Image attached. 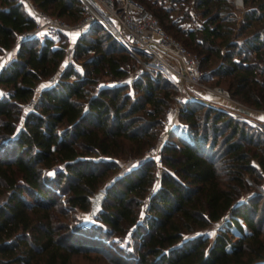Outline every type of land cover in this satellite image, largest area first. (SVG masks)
Instances as JSON below:
<instances>
[{
    "label": "trees",
    "instance_id": "16d2710c",
    "mask_svg": "<svg viewBox=\"0 0 264 264\" xmlns=\"http://www.w3.org/2000/svg\"><path fill=\"white\" fill-rule=\"evenodd\" d=\"M32 1L72 23L85 12L80 0ZM134 1L199 55V67L207 71L202 82L221 86L250 107L264 108V0H242V11L233 0H173L171 7ZM176 1L182 3L183 15L173 18ZM189 7L201 19L199 25L180 24L192 17ZM33 25L23 6L0 0V51ZM91 25L98 29L89 34L102 31L100 22ZM94 37L80 36L76 43V52H93L83 60L86 76L69 80V66L54 85L42 90L32 110L22 105L37 81L56 71L63 47H54L52 38L24 39L16 58L0 71V86L10 87L0 93V195L6 194L0 203V264H78V255L85 264H103L109 249L103 238L130 227L133 252L109 256V264H264V197L254 195L236 205L261 182L264 120L225 101L220 109L187 100L179 113L187 133L179 134V144L163 145L165 168L153 192L151 160L106 187L102 209L93 218L105 225L104 231L100 224L70 220L72 210L89 211L90 197L116 167L115 159L142 155L152 145L176 92L173 81L143 71L133 83L135 96L124 92L122 84L92 93L99 73L122 77L128 58L145 56L141 47L132 44L133 54L114 36L116 48L102 44L104 34ZM228 110L246 119L232 118ZM55 164L62 167L54 176L43 172ZM59 193L63 201L56 197ZM144 200L148 213L141 223L136 209ZM239 219L248 232L242 231ZM221 222L240 234L232 239ZM211 226L217 231L209 243L205 231ZM196 231L201 233L184 238Z\"/></svg>",
    "mask_w": 264,
    "mask_h": 264
},
{
    "label": "rangeland",
    "instance_id": "374dc122",
    "mask_svg": "<svg viewBox=\"0 0 264 264\" xmlns=\"http://www.w3.org/2000/svg\"><path fill=\"white\" fill-rule=\"evenodd\" d=\"M80 1L82 3L83 7L85 8V12L83 13V16L86 17V16H89L90 14L93 15L92 12L88 10L90 5L89 6L85 5V2H83V0H80ZM89 1H90L91 5L95 8V10L103 17V12H105V11L98 4V2L96 0H89ZM154 1L156 2V4H160L161 6H163V4L166 6L167 2H169L170 6L173 4V0H154ZM241 1L242 0H235V2H236L235 4L241 6L240 5ZM186 2L189 4V3H191V0H187ZM175 6H176V9H174L173 11L170 12V15L173 18H177V16L183 15L182 8H181L182 3L180 1H176V5ZM87 7H88V9H86ZM142 7L145 8L146 10H148L146 7H144V6H142ZM90 9L92 10L91 7H90ZM191 14H192V17L190 19H188V18L183 19L182 21H180V24H182L183 26H191V27L195 26L194 22L199 19V16L197 15V13L193 12V10H192ZM83 16H82V18H84ZM94 17H95L94 21L100 22V28L102 29V31H98V33H95L94 35L89 34V33H93L94 29H98V27L97 26L95 27V26H92V25L88 27V25H89L88 24V25H86L85 29L82 32H73V33H71L69 35H66V36H56V37L52 38L54 47H59V46L63 47L64 56H63V58H62V60H61V62L59 64L58 68L56 69V71L54 73H52L48 77L41 78L40 80L37 81V83L35 84L34 91H33V94L31 96V98L25 104L22 105L23 109L25 111L33 109V107L35 106V104H36V102H37V100L39 98V95L42 92V90H44L45 88L51 87L52 85H54L57 82V80L59 78L54 76L55 73L63 72L64 70H67V68L69 66H71V68L73 69L72 72L75 74L76 79L78 77H85L86 76L85 75L86 74L85 73V66L83 65V60L88 58V57H91L93 52H92V50H90L88 48L85 50V52H82V53L76 52V50H77L76 43L78 42L80 36L81 37L84 36L86 40H90V37L91 38H95L94 36H97V38H98L99 34H104V40H103L102 44L104 46L105 45L109 46V44L111 43V45L114 48H116L115 42L113 41V36L114 35L112 33V30H110L108 27H106L104 21H102L100 19V17H98V16H94ZM82 18H80V20ZM62 19H64L68 23H72V21L69 18H67V17H64ZM78 21H79V19H78ZM115 26H114V30L116 28ZM167 32L171 36H173V34L171 32H169V31H167ZM77 33L79 35H76ZM88 36H90V37H88ZM24 37H25V35L18 34L16 36V40H15L14 44L9 49L0 51V71L11 60L16 58V53H17V50H18V48L20 46V42L25 39ZM30 40H31V38H30ZM32 40H34V39H32ZM40 41H42V40H40ZM117 41H119V40L117 39ZM181 44L184 45L188 51H190L191 53L195 54L197 56L198 60H199V55L195 51H192L185 44H183V43H181ZM86 46H87V44L85 43V47L84 48H86ZM142 50H144L145 56L142 55V56L138 57L137 54H135L137 56V57H135L134 55L131 54L133 56V58L132 57L128 58V63L125 65V68H126L127 72H126V74L124 76L128 75L129 77H132L133 79H132V84H128L127 82H124L122 85L126 86L125 87L126 89H125L124 92L130 94L131 96H135L136 95V91L133 88L134 80L137 79L143 71L149 72L150 75L153 74L152 77H155L157 73H160L164 77L168 78L170 81H173V83H174V80H175V76H174V74H173L171 69H169L167 66L163 65L161 62H159L157 59H155L145 49L142 48ZM199 69H200V67H199ZM200 71H201L202 74L207 72L203 68H201ZM113 80H115V79L110 78L105 73H99L95 77V82H94L93 87L91 89L92 93L95 92L96 89L99 88V87H110V86H113L112 85V81ZM201 83L209 85V86L213 85V84H210L208 81L207 82H205V81L202 82L201 81ZM214 86H217V85H214ZM219 87H221V86H219ZM184 89H185V91H187L188 95L191 94V95H193L195 97L203 99V97H201L203 95V94H201L202 93L201 91H203V90H201L200 88L191 86L189 84H185L184 85ZM9 90H10L9 86H0V93H7ZM175 93L172 95L171 100L169 101V103L172 101L173 96L175 95ZM206 93H208L207 97H213V95L211 93H209V92H206ZM31 101L33 103H31ZM223 101L224 100H222V99H218V102H215V100L212 99V98L210 100V102L213 103L214 105L216 103H219V106H225L223 104L225 102H223ZM260 109H264V108H260ZM240 110H242V109H240ZM242 111H244V110H242ZM260 114H264V113L263 112L251 113L252 117L255 120L263 121L264 117H259ZM163 117H164V114H163ZM162 120H163V118H162ZM17 126H18V128L22 127L21 118L18 120ZM161 126H162V124H161ZM186 126H187V123L178 114L175 117L173 129L167 135V137L165 138L164 143L162 144V146H161V148L159 150L160 156H161L162 147L167 141L174 142L176 144L180 143L179 139H178V136H179V134H186L187 133V130H186L187 127ZM160 130H161V127H160L158 133L160 132ZM155 139H156V137H155ZM154 143H155V140L153 141L152 145ZM148 148L145 149V151H144V153L142 155H137V156L136 155H128L125 158H119V159L117 158V159H115L116 167L111 169V170H109V171H107L106 175L104 176V180L99 185V187L96 189V191L97 190H105L106 187L109 186V184L114 182L117 178H119L125 172L129 171L131 168H135V167L141 165L142 163L138 164V162H137L138 158H141L147 152L146 150ZM149 160H151L153 162V164H154L153 185H152L151 189L149 190V193H151L157 187L159 179H160V176H161V173L163 172L165 167L163 165V162H162L161 165H157V164H155V161L153 159H149ZM146 161H147V159H146ZM61 167H62V165L55 164V165H53L50 168L44 169L43 172L46 173L49 176H54L55 172L58 169H61ZM253 190L254 189L250 190V192H252ZM56 197L60 201H63V199H64V197H63V195L61 193H59V195H56ZM5 199H6V194L0 195V203H2ZM136 211H137V214H138V222L142 223L145 220L146 215L148 213V211H147V200H144V202L140 206H138ZM68 217L70 218L71 221L75 222V224H83L85 226H91V225L100 224L101 230L102 231L105 230V225L104 224L98 223L95 219H90L89 218V211H83V210H80V209H75V210H72L68 214ZM239 222H241V224H242V228H243L242 231L243 232H245V230H248V228L245 226V224L242 222L241 219H239ZM220 226H221V228L226 229L228 231L229 236L232 239H235L240 234L239 231L235 228V226H230L229 227L223 222L220 223ZM216 231H217V228L215 226H211V227H209V229H207L205 231V233L208 234V236H209V243L212 242L213 236H214ZM132 232H133V229L130 227V228L126 229L124 233H120V234L119 233H115L113 235H109V236H105V237L103 236L104 237L103 240L105 241L104 243L106 245V248H109L111 250V251H109V249H107V251L103 253L104 254L103 256L105 257V258L102 257V259L104 261L101 260L103 264H109L108 261H107V258L109 256H115V254H117V253L125 255V254H127V252H133V249L135 248V240L131 236L133 234ZM198 233H201V232L200 231H196L194 233L185 234L184 238H188V237L193 236V235L198 234ZM76 261H77L78 264H85L87 260L84 259L81 255H78L76 257Z\"/></svg>",
    "mask_w": 264,
    "mask_h": 264
},
{
    "label": "built area",
    "instance_id": "2783aa9c",
    "mask_svg": "<svg viewBox=\"0 0 264 264\" xmlns=\"http://www.w3.org/2000/svg\"><path fill=\"white\" fill-rule=\"evenodd\" d=\"M18 4L23 6L24 10L30 16L34 25L31 30L26 33L25 39L43 40L44 38H53L56 36H66L73 32H82L86 25L93 22L95 17H99V13L93 12L88 7L93 15L86 16L75 23H68L61 17L47 13L39 9L32 0H15ZM98 4L104 9L103 18L109 25L116 27L115 30L119 34L123 46L134 54L131 45H135L145 49L155 59L161 62L172 70L175 80L174 86L176 93L172 101L166 106L164 110V117L160 132L157 134L155 143L146 150L147 152L138 158V164L144 161L153 159L155 164L161 165L162 159L159 150L165 141V138L174 127L175 117L185 108L187 100H200L208 102L204 98H198L193 95H188L184 89L185 84L198 87L205 92L211 93L218 99L229 102L235 108L242 109L247 112H263L264 109L250 107L229 96L219 86H209L201 83V71L199 69V60L197 56L186 49L176 38L171 36L163 30L157 19L139 3L134 0H96ZM85 5H87L86 1ZM166 7H171L169 2ZM99 14V15H98ZM102 17V16H101ZM100 17V19H101ZM102 20V19H101ZM103 21V20H102ZM105 23V22H104ZM106 25V23H105ZM108 27V25H106ZM119 30V31H118ZM62 72L55 73L57 78L61 77ZM153 76V74H151ZM69 80H75V74L69 72L67 74ZM132 77L122 76L112 81V85H121L124 82L132 84ZM223 101V102H224ZM31 103H33L31 101ZM222 106H219L220 109ZM228 114L235 119H246L238 112L228 110ZM261 183L255 186L252 192L244 193L239 201L244 202L254 195H261L264 197V172L260 171Z\"/></svg>",
    "mask_w": 264,
    "mask_h": 264
},
{
    "label": "water",
    "instance_id": "95a60500",
    "mask_svg": "<svg viewBox=\"0 0 264 264\" xmlns=\"http://www.w3.org/2000/svg\"><path fill=\"white\" fill-rule=\"evenodd\" d=\"M111 26V25H110ZM108 26L110 30H112L113 35L121 41L119 34L114 30L111 26ZM106 195L105 190H97L93 195L90 197V204H89V218L93 219L96 214L102 209V202ZM241 201H238L236 205L240 204Z\"/></svg>",
    "mask_w": 264,
    "mask_h": 264
},
{
    "label": "crops",
    "instance_id": "0c3cea01",
    "mask_svg": "<svg viewBox=\"0 0 264 264\" xmlns=\"http://www.w3.org/2000/svg\"><path fill=\"white\" fill-rule=\"evenodd\" d=\"M234 1V3H236L235 2V0H233ZM241 6H239V5H236V6H238V7H240V11H242L243 10V7H242V1H241V4H240ZM190 8V12H192V8L191 7H189ZM200 21H201V19L199 18L197 21H195L194 23V25L196 26V25H199L200 24ZM190 27V26H189ZM193 27V26H192ZM24 39V38H23ZM12 59V58H11ZM202 93L201 94H203L201 97H203L205 100H211V98L212 99H214L215 100V102H218V100H217V98H215L214 96V98L213 97H207V94L208 93H206V92H204V91H201ZM204 92V93H203ZM210 100H209V103L207 102H203L204 104H207V105H214L213 103H211L210 102ZM224 104V103H223ZM216 106H219V103H216L215 104ZM259 117H264V114H260L259 115ZM245 232H248V230H245Z\"/></svg>",
    "mask_w": 264,
    "mask_h": 264
},
{
    "label": "bare ground",
    "instance_id": "6f19581e",
    "mask_svg": "<svg viewBox=\"0 0 264 264\" xmlns=\"http://www.w3.org/2000/svg\"><path fill=\"white\" fill-rule=\"evenodd\" d=\"M85 1H86V3H87L88 6L90 5L89 8L91 7L92 10H93V12L96 13L95 8L91 5L90 1H89V0H85ZM98 15H99V14H98ZM99 17H101V15H99ZM101 19L106 23V25L110 26L109 23H108L107 21H105V19H104L103 17H101ZM110 27H111V26H110ZM110 29H111V28H110Z\"/></svg>",
    "mask_w": 264,
    "mask_h": 264
},
{
    "label": "snow or ice",
    "instance_id": "6c2138e0",
    "mask_svg": "<svg viewBox=\"0 0 264 264\" xmlns=\"http://www.w3.org/2000/svg\"><path fill=\"white\" fill-rule=\"evenodd\" d=\"M76 35H79V34L77 33ZM50 174H51V173H50ZM157 187H158V185H157Z\"/></svg>",
    "mask_w": 264,
    "mask_h": 264
}]
</instances>
